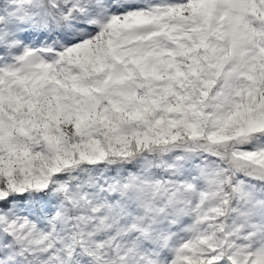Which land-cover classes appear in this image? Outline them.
I'll use <instances>...</instances> for the list:
<instances>
[{"label": "snow or ice", "instance_id": "6c2138e0", "mask_svg": "<svg viewBox=\"0 0 264 264\" xmlns=\"http://www.w3.org/2000/svg\"><path fill=\"white\" fill-rule=\"evenodd\" d=\"M0 264H264V0H0Z\"/></svg>", "mask_w": 264, "mask_h": 264}]
</instances>
